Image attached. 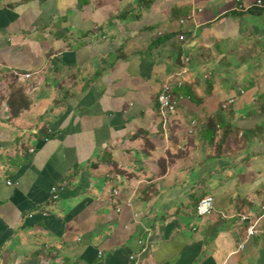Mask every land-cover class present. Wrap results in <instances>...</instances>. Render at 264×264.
<instances>
[{
    "label": "crops",
    "instance_id": "obj_1",
    "mask_svg": "<svg viewBox=\"0 0 264 264\" xmlns=\"http://www.w3.org/2000/svg\"><path fill=\"white\" fill-rule=\"evenodd\" d=\"M242 10L0 0V264H264V14ZM178 55L190 76L166 137L157 96ZM12 81L35 88L15 118Z\"/></svg>",
    "mask_w": 264,
    "mask_h": 264
},
{
    "label": "built area",
    "instance_id": "obj_2",
    "mask_svg": "<svg viewBox=\"0 0 264 264\" xmlns=\"http://www.w3.org/2000/svg\"><path fill=\"white\" fill-rule=\"evenodd\" d=\"M244 0H237V3L240 4V8L244 10H249L250 8L254 6L263 7L264 1L263 0H256L255 2L247 1L245 4L243 2ZM184 39L183 37L181 38ZM184 66L178 70L176 73L171 74V76L163 82L160 92L157 96V102H158V112L161 119V129L164 130L166 137L168 130H165V127L170 126L171 122L174 120L173 118L177 114V110L179 107L180 100H182V96L174 95L173 90L176 88L182 89L184 84V81L187 80V77L190 76V72L186 67V64L190 61V58L186 56L184 59ZM180 71V72H179ZM32 78V74H17L16 75V81L21 82L23 80H29ZM178 78L179 82H176L175 79ZM175 86V87H174ZM34 87H24L23 92L27 95H30L31 92L34 91ZM235 102L234 99H230L227 102H225L222 107L224 110H226L230 105H232ZM197 125L196 120H192L190 122V125L186 128L185 133L189 136H193L195 134V128ZM32 152V151H31ZM53 194V200H57V189L54 188L52 190ZM118 192L114 193V196H117ZM128 207H130V203L127 204ZM196 213L199 217H207L215 213V201L212 197H205L201 199L196 207ZM242 222H249L247 228H246V237L251 238L253 236H257L261 233V231L258 229L257 222H252L249 218V216L243 215L241 217ZM262 234V233H261ZM239 249L244 248V244L242 243L241 247L238 245Z\"/></svg>",
    "mask_w": 264,
    "mask_h": 264
},
{
    "label": "trees",
    "instance_id": "obj_3",
    "mask_svg": "<svg viewBox=\"0 0 264 264\" xmlns=\"http://www.w3.org/2000/svg\"><path fill=\"white\" fill-rule=\"evenodd\" d=\"M242 11H244V10H242ZM248 11H250V13L253 15H259L260 16V15L264 14V6L263 7L254 6V7L250 8ZM238 14H240V13H238ZM162 43L163 42H159L157 44L161 45ZM189 62L186 64V67L188 66ZM178 63L180 64L178 70H180L185 65L184 60L181 59L180 55H178ZM176 72H174V73H176ZM11 88H13V87H11ZM173 94L176 95L174 90H173ZM6 99H7L6 102L8 104V113L10 114L9 118L17 117L22 111L27 110L29 108V105H30V102L27 100V98L23 94V91L19 90L18 88L11 89L10 92L6 96ZM2 100H3V97L0 96V108H1ZM229 107L226 110H224L223 107L221 106V109L224 112V111H227L229 109ZM178 110H179V107H178ZM178 110H177V112H178ZM210 121L211 122H209V130H211L212 128L214 130L216 128L217 124L223 125V119L220 115H218L217 118H215V119H211ZM229 134H230L229 127H225L223 138H225Z\"/></svg>",
    "mask_w": 264,
    "mask_h": 264
},
{
    "label": "rangeland",
    "instance_id": "obj_4",
    "mask_svg": "<svg viewBox=\"0 0 264 264\" xmlns=\"http://www.w3.org/2000/svg\"><path fill=\"white\" fill-rule=\"evenodd\" d=\"M14 82H15V81H12V83H14ZM18 83H19V82H18ZM13 88H14V89L18 88L19 90H22V91H23V89H21V87H20L19 85L15 84V83H14V87H13ZM13 88H12V89H13ZM32 93H33V92H31L30 94L32 95ZM23 94H24V95H27V94H25L24 92H23ZM28 96H30V95H28ZM27 99H28V97H27ZM197 126H198V123H197L196 127H197Z\"/></svg>",
    "mask_w": 264,
    "mask_h": 264
},
{
    "label": "bare ground",
    "instance_id": "obj_5",
    "mask_svg": "<svg viewBox=\"0 0 264 264\" xmlns=\"http://www.w3.org/2000/svg\"><path fill=\"white\" fill-rule=\"evenodd\" d=\"M184 22V21H183ZM31 75V74H30ZM179 81H182V80H178L177 82H179ZM184 84H185V82H184ZM165 130H168V128L167 127H165ZM165 133V132H164ZM11 185V183H8V186H10Z\"/></svg>",
    "mask_w": 264,
    "mask_h": 264
}]
</instances>
